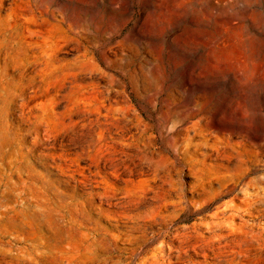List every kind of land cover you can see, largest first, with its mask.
I'll use <instances>...</instances> for the list:
<instances>
[{"label":"rangeland","instance_id":"374dc122","mask_svg":"<svg viewBox=\"0 0 264 264\" xmlns=\"http://www.w3.org/2000/svg\"><path fill=\"white\" fill-rule=\"evenodd\" d=\"M234 1L0 0V264H264V0Z\"/></svg>","mask_w":264,"mask_h":264},{"label":"bare ground","instance_id":"6f19581e","mask_svg":"<svg viewBox=\"0 0 264 264\" xmlns=\"http://www.w3.org/2000/svg\"><path fill=\"white\" fill-rule=\"evenodd\" d=\"M173 2H176L177 3V0H172ZM257 3V2H256ZM180 5L182 6H187L188 4L182 2ZM231 7L233 8H236L238 9L237 13H235L234 15H231V16H228V15H221L218 17V20L221 24V26L223 27H226V28H232V29H235V27L237 26L236 24L237 23H243V22H249L251 24V27L256 30L254 27H253V19L257 16V10L256 9H253L251 5H243V7H239V0H236L234 1L231 5ZM216 7H212V11L215 9ZM212 11H207L205 12L206 13V16L207 18H211L213 17L212 15ZM222 28V27H221ZM3 34L4 37L2 40H0V46H2L4 43L5 40H10V39H7V28H5L4 30L0 31V35ZM10 34L8 33V38H9ZM255 38V37H254ZM256 39V38H255ZM253 48L251 47V51ZM262 195L264 196V192L261 193V196L258 195L256 197L257 200H260L262 197ZM244 204H248L249 203V200H244L243 201ZM230 210L229 207H227L225 210H222V211H219L218 213H216L217 216H220V215H225L227 213V211ZM242 211V209L240 208H235V212L233 214H231L229 217H228V220L230 219H235L237 215L240 214V212ZM228 224V223H226ZM60 233V232H59ZM58 234V233H57ZM61 234V233H60ZM59 234V235H60ZM56 235V234H55ZM62 236V234H61ZM57 238V236H56ZM60 238V237H59ZM58 238V239H59ZM248 238H250L248 240ZM56 239V240H58ZM61 239V238H60ZM258 239H260V237H258V235L254 234V233H251L250 236L249 234H246L245 237L244 235H240V237L238 238V241H237V244H238V247L242 250L243 248L244 249H248L249 246H252V241H258ZM60 241V240H58ZM58 249V248H56ZM54 249V250H56ZM205 249H207V247H205ZM53 250V252H54ZM55 253V252H54ZM57 256V258L59 257L60 260L57 261V263H62L63 262V259H66L68 258V255L69 253L65 252L63 249H60L59 250H56V253H55ZM239 258L238 257H235L234 259H232L230 261V264H247L245 262V260H243L244 258H246L242 252H239ZM52 255V254H51ZM53 256V255H52ZM75 256V255H74ZM55 258V259H57ZM72 258V257H71Z\"/></svg>","mask_w":264,"mask_h":264}]
</instances>
